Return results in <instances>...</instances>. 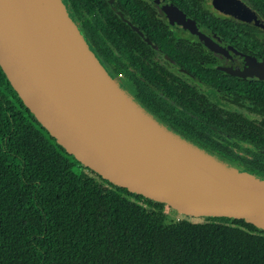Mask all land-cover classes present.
<instances>
[{"label":"trees","instance_id":"16d2710c","mask_svg":"<svg viewBox=\"0 0 264 264\" xmlns=\"http://www.w3.org/2000/svg\"><path fill=\"white\" fill-rule=\"evenodd\" d=\"M65 1L99 60L105 51L117 58L122 39L131 36L110 4ZM256 2L264 14V0ZM143 5L116 0L115 7L139 21L149 11ZM190 13L225 33L222 19ZM220 81L235 108L190 104L200 117L180 124L190 140L145 108L188 141L264 178V81ZM249 93L253 116L246 112ZM174 213L82 166L34 118L0 68V264H264V230L243 219Z\"/></svg>","mask_w":264,"mask_h":264},{"label":"water","instance_id":"95a60500","mask_svg":"<svg viewBox=\"0 0 264 264\" xmlns=\"http://www.w3.org/2000/svg\"><path fill=\"white\" fill-rule=\"evenodd\" d=\"M236 1L234 16L264 25ZM166 14L195 31L193 20L175 8ZM242 60L234 74L264 78L263 60ZM0 68L56 143L103 179L181 215L243 219L264 230V178L149 113L95 55L65 0H0Z\"/></svg>","mask_w":264,"mask_h":264},{"label":"flooded vegetation","instance_id":"af4514ba","mask_svg":"<svg viewBox=\"0 0 264 264\" xmlns=\"http://www.w3.org/2000/svg\"><path fill=\"white\" fill-rule=\"evenodd\" d=\"M139 1L149 11L147 18L134 21L115 7L116 0H106L121 21L126 23L128 27L126 30L124 27V32L131 37L122 39L117 58L109 56L107 51L98 55L111 74L144 107L180 134L185 131V135L182 134L185 138L190 140V136L186 135L187 129H180L181 122L200 118L190 104L196 103V110L201 109L205 102L216 105L218 109L225 106L235 108L234 103L224 100L218 89L221 76H228L229 81L236 78L253 83L264 81V78L251 72L245 77L234 74L242 71L244 56H255L264 61V25L234 16L232 9L237 6L236 0H194L195 8L188 5V0ZM238 1L256 13L264 23V14L260 13L262 4L256 0ZM172 8L191 18L196 25L195 31L174 25L166 14V10ZM191 9L208 11L222 19L227 27L225 33L218 30L217 24L207 26L198 18V13H190ZM96 30L101 32L98 27ZM200 34L222 49H211ZM249 96L246 100L249 110L246 112L253 116L251 97L255 96L250 93ZM190 133L196 135L195 132Z\"/></svg>","mask_w":264,"mask_h":264},{"label":"rangeland","instance_id":"374dc122","mask_svg":"<svg viewBox=\"0 0 264 264\" xmlns=\"http://www.w3.org/2000/svg\"><path fill=\"white\" fill-rule=\"evenodd\" d=\"M113 76V75H112ZM116 80H118L115 76H113ZM119 81V80H118ZM120 82V81H119ZM121 83V82H120ZM122 84V83H121ZM123 85V84H122ZM124 86V85H123ZM125 87V86H124ZM126 88V87H125ZM241 151V150H240ZM226 161V160H225ZM227 162H229V163H231V164H233V165H235V163H233V162H230V161H228L227 160ZM236 166V165H235ZM237 167V166H236ZM172 215H174V217L175 218H177V217H179V214H177V213H174V214H172ZM181 216V215H180ZM190 218V220H198V218H193V217H189Z\"/></svg>","mask_w":264,"mask_h":264}]
</instances>
